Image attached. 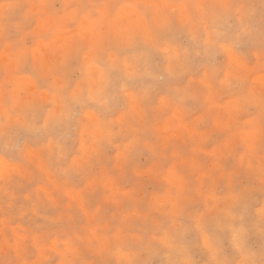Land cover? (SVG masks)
Segmentation results:
<instances>
[{
    "label": "clouds",
    "instance_id": "1",
    "mask_svg": "<svg viewBox=\"0 0 264 264\" xmlns=\"http://www.w3.org/2000/svg\"><path fill=\"white\" fill-rule=\"evenodd\" d=\"M0 264H264V0H0Z\"/></svg>",
    "mask_w": 264,
    "mask_h": 264
},
{
    "label": "rangeland",
    "instance_id": "2",
    "mask_svg": "<svg viewBox=\"0 0 264 264\" xmlns=\"http://www.w3.org/2000/svg\"><path fill=\"white\" fill-rule=\"evenodd\" d=\"M82 27H84L86 29L87 25H83ZM74 40H75V36L73 34L69 33V34L59 36L53 43L56 46L69 47L74 43ZM89 45H90V47L96 48V47H98V42L97 41H89ZM172 54H174V53H168V55H172ZM36 56H37V59L42 64H45V65L47 64V57L43 55V49L42 48L36 49ZM88 62H89L90 70H91V57H88ZM97 76H99L98 72H97ZM231 107H232V110H235L234 105H232ZM242 138L244 140L248 141L249 143H251L254 140L252 130L251 129L242 130ZM238 163H240L241 165H245V166L247 164V159H246L245 154L243 152H241V154H240V158H239ZM21 227H24V225H21Z\"/></svg>",
    "mask_w": 264,
    "mask_h": 264
},
{
    "label": "bare ground",
    "instance_id": "3",
    "mask_svg": "<svg viewBox=\"0 0 264 264\" xmlns=\"http://www.w3.org/2000/svg\"><path fill=\"white\" fill-rule=\"evenodd\" d=\"M46 59V58H45ZM46 61V60H45ZM44 62V61H43Z\"/></svg>",
    "mask_w": 264,
    "mask_h": 264
}]
</instances>
